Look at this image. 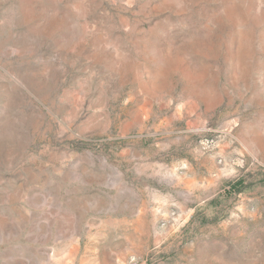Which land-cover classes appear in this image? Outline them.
<instances>
[{
    "label": "rangeland",
    "instance_id": "obj_1",
    "mask_svg": "<svg viewBox=\"0 0 264 264\" xmlns=\"http://www.w3.org/2000/svg\"><path fill=\"white\" fill-rule=\"evenodd\" d=\"M264 264V0H0V264Z\"/></svg>",
    "mask_w": 264,
    "mask_h": 264
},
{
    "label": "built area",
    "instance_id": "obj_2",
    "mask_svg": "<svg viewBox=\"0 0 264 264\" xmlns=\"http://www.w3.org/2000/svg\"><path fill=\"white\" fill-rule=\"evenodd\" d=\"M131 264H137L136 262H132Z\"/></svg>",
    "mask_w": 264,
    "mask_h": 264
}]
</instances>
